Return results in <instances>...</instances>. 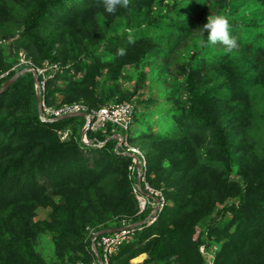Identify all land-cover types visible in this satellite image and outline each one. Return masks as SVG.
<instances>
[{"label":"trees","instance_id":"trees-1","mask_svg":"<svg viewBox=\"0 0 264 264\" xmlns=\"http://www.w3.org/2000/svg\"><path fill=\"white\" fill-rule=\"evenodd\" d=\"M210 2L130 0L109 14L103 0H0V38L19 27L28 58L16 64L0 45V90L47 62L59 67L42 94L50 107L138 99L129 130L88 131L86 144L85 119L41 120L31 71L0 94V264H90L94 234L123 222L141 225L111 264L143 254L142 264H264V144L252 135L264 125V0ZM217 14L240 54L205 46L198 28ZM172 61L179 77L164 87ZM127 67L141 70L133 76L146 98L122 90ZM136 133L141 155L128 151ZM134 157L165 201L151 225L154 203L141 211ZM40 209L47 219H37Z\"/></svg>","mask_w":264,"mask_h":264},{"label":"built area","instance_id":"built-area-1","mask_svg":"<svg viewBox=\"0 0 264 264\" xmlns=\"http://www.w3.org/2000/svg\"><path fill=\"white\" fill-rule=\"evenodd\" d=\"M58 69L59 67L57 65H50L47 62H45L40 68L33 67L32 69H30L31 72L36 73L38 77L41 76L43 79L40 82L39 86L41 92V107L43 114V118L41 120L43 122H54L67 115L84 113L87 114L85 124L87 132L90 131L92 133H96L101 131L103 133H106L109 127L112 128V133H114L118 128L124 131L129 130L133 122L134 113V106L130 102L112 104L109 103L99 107L98 109H90L87 105L83 103L65 104L58 108L46 105L44 101V96H42V94L45 93L46 82L52 78L50 75H48V72ZM2 77L3 76H1L0 78ZM59 136L61 140H66L69 137V131L66 130L64 132H59ZM128 151L132 155L142 154L141 151L138 150L135 146L128 145ZM138 179L141 183L145 184L144 189L146 192H144L159 200L158 212L161 211V209L165 205V201L163 197H161L160 193L155 192L146 184L145 176L141 172V166L140 170L138 171ZM135 193L137 194V198L139 200L140 209L141 211H143L147 205L148 199L146 196H144L141 187L139 188L137 186V189H135ZM155 207H157L156 204ZM157 214L158 213H155V210L154 212H152V215L149 217L148 220V225H151L155 222ZM123 225L124 226L119 228L117 232L111 234H94L92 242H94L96 245L97 252L100 257V263L95 257L94 261L90 264H111L112 257L119 252L123 245L127 243L136 232V228H134L133 225H128L125 222H123Z\"/></svg>","mask_w":264,"mask_h":264},{"label":"rangeland","instance_id":"rangeland-1","mask_svg":"<svg viewBox=\"0 0 264 264\" xmlns=\"http://www.w3.org/2000/svg\"><path fill=\"white\" fill-rule=\"evenodd\" d=\"M210 1H212V0H205V2H206V6H211L212 5V2H210ZM200 10V9H199ZM23 16V11H21V10H19V9H17L16 11H15V20L18 22V23H20L21 22V17ZM190 17H192V16H190ZM20 18V19H19ZM19 32H20V28L19 27H17L16 25H14V27H13V32H12V34L13 35H10L8 38H5V36L3 37V38H0V45H2V47L4 48V50H6V54L7 55H9L10 57H11V59H10V61L13 59V58H17L18 60V62L16 63V64H19V65H22V64H24V65H26V62L25 61H27V56H26V53H25V51H23V49H20L19 47H18V45L16 44V42H17V38H18V35H19ZM213 46H215V47H223V48H226V46H224V45H222V44H220V43H217V44H215V45H213ZM187 50V48H186V45H184L182 48H181V50H180V52L181 53H184L185 51ZM233 53H235V54H240V49H239V46L235 49V50H233L232 51ZM174 57L176 58V56L174 55ZM159 62H161V60L160 59H157V60H154L153 62H149L148 64H147V66L144 68V72H148V70H149V67H150V65L151 64H157V63H159ZM172 62H174V63H172ZM171 62V64H172V66H171V72H170V76L167 78V80H166V82H165V84H164V87H169L170 85H171V81L173 80V79H175V78H178L179 76H177V75H175L174 73H173V68L175 67V63H176V61H172ZM173 64H174V66H173ZM27 71H30V70H27ZM140 69L139 68H133V67H127L126 68V70H125V72H124V75H127L128 74V76H129V78H127V79H129V80H121L120 81V86L122 87V90H124V91H127V92H134L133 90H136L137 92L135 93V95L137 94L138 96L139 95H143V99H144V97L146 98L147 97V95H146V87H141V88H139V79L136 77H134L133 76V74L135 73V72H138L137 74H139L140 73ZM49 75L52 77L51 79H53V74L51 73H49ZM81 76V74H78L77 75V77H80ZM132 76V77H131ZM145 86H146V83L144 84ZM132 94V93H131ZM60 95H58L57 96V99H60ZM153 97H156V96H153ZM117 96H115L114 98H112L110 101H112V102H109L110 104H112V103H115L114 101H117ZM157 98V97H156ZM124 102H130V103H132L133 104V106L134 107H136V105H138V99L137 98H135V97H132L129 101H124ZM124 102H122V103H124ZM108 103V104H109ZM117 103H119V102H117ZM142 106H139V110H140V108H141ZM258 123V122H257ZM255 129L253 130L254 132H252V135L254 136L253 138L254 139H257V141H258V143H261V144H264V125L263 124H261V123H259L258 125H256L255 127H254ZM68 131V130H67ZM70 133V132H69ZM125 135V137H127V134H124ZM68 139V138H67ZM66 139V140H67ZM131 141L136 145L135 147L138 149V150H140L139 149V147L141 146V138L139 137V134L138 133H136V134H134V135H131ZM61 141H65V140H61ZM144 171V170H143ZM155 209H156V207H155ZM48 213H49V211L48 210H39L38 211V217H37V219L38 220H45V219H47L48 218ZM93 231V229H87L86 230V232H87V234L88 233H91ZM129 241H133V238L131 237L130 238V240ZM53 241L51 240V238H50V236L49 235H45V236H43V241H42V243H43V248L41 247V252H42V254L46 257V258H48V260L49 261H51V260H53L54 259V247H53V243H52ZM215 250V249H214ZM139 257H141V260L140 261H135V259H137V258H139ZM139 257H137V258H135V259H133L131 262H130V264H142L143 262H144V260L145 259H147V255L146 254H143V255H141V256H139ZM207 261L210 263L211 262V256H207ZM77 264H84V263H82V262H79V263H77Z\"/></svg>","mask_w":264,"mask_h":264},{"label":"clouds","instance_id":"clouds-1","mask_svg":"<svg viewBox=\"0 0 264 264\" xmlns=\"http://www.w3.org/2000/svg\"><path fill=\"white\" fill-rule=\"evenodd\" d=\"M130 0H103L105 11L109 14L116 13L118 7H128ZM231 25L224 15H210L205 23L198 30L206 33L205 46L220 43L226 46L228 52H232L238 47L237 39L231 34Z\"/></svg>","mask_w":264,"mask_h":264},{"label":"water","instance_id":"water-1","mask_svg":"<svg viewBox=\"0 0 264 264\" xmlns=\"http://www.w3.org/2000/svg\"><path fill=\"white\" fill-rule=\"evenodd\" d=\"M28 72L27 70H23V71H20L18 72L17 74H15L11 79H9L5 85L2 87V89L0 90V94L4 93L5 91H7L16 81L17 79L24 73ZM33 73V76H34V80H35V86H36V89H37V106H38V111H39V115H40V118L42 119L43 118V114H42V107H41V104H42V99H41V92H40V82H39V77L36 73L32 72ZM72 117H81L83 119H87V114H84V113H79V114H71V115H67V116H64L63 118L61 119H68V118H72ZM86 134H87V130H86V126L84 127L83 131H82V134H81V138H82V141L86 144H90V142H88L87 138H86ZM115 138L117 139H121V137L118 135L116 136ZM87 140V141H86ZM134 160H135V163H136V168L137 170L139 171L140 170V165H139V160L137 157H134ZM137 186L140 188L141 187V182L138 181V184ZM144 196H146L147 198H150L152 199L155 204H156V209H155V213H158V205H159V200L145 192H143ZM141 223L139 224H135L133 225L134 228L140 226ZM119 229H115V230H104V231H101V232H97L96 235H104V234H111V233H114V232H117ZM92 250L94 252V255L96 257V259L98 260V262L100 263V257H99V254L97 252V248H96V245L94 242H92Z\"/></svg>","mask_w":264,"mask_h":264},{"label":"crops","instance_id":"crops-1","mask_svg":"<svg viewBox=\"0 0 264 264\" xmlns=\"http://www.w3.org/2000/svg\"><path fill=\"white\" fill-rule=\"evenodd\" d=\"M148 200H150L152 203H154V209H153V212H154V210H155V202L152 200V199H150V198H147Z\"/></svg>","mask_w":264,"mask_h":264},{"label":"bare ground","instance_id":"bare-ground-1","mask_svg":"<svg viewBox=\"0 0 264 264\" xmlns=\"http://www.w3.org/2000/svg\"><path fill=\"white\" fill-rule=\"evenodd\" d=\"M140 260H141V257H139V258L135 259V261H140Z\"/></svg>","mask_w":264,"mask_h":264}]
</instances>
